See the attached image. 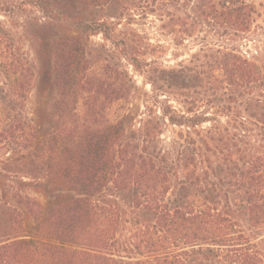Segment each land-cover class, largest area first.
<instances>
[{"label":"trees","instance_id":"trees-1","mask_svg":"<svg viewBox=\"0 0 264 264\" xmlns=\"http://www.w3.org/2000/svg\"><path fill=\"white\" fill-rule=\"evenodd\" d=\"M33 2L74 21L47 40L55 95L34 117L25 104L35 68L0 28V141L10 152L1 170L34 194L0 199V264H264V46L239 45L254 31L255 4ZM148 16L176 45L215 38L165 67L127 32ZM99 34L152 87L139 120L134 82L105 45L94 49ZM160 95L189 98L190 108ZM205 103L212 112L197 114Z\"/></svg>","mask_w":264,"mask_h":264},{"label":"rangeland","instance_id":"rangeland-1","mask_svg":"<svg viewBox=\"0 0 264 264\" xmlns=\"http://www.w3.org/2000/svg\"><path fill=\"white\" fill-rule=\"evenodd\" d=\"M34 0H0V28L9 32L16 40L17 44L25 52L27 57L31 60L35 71L36 79L28 95L25 109L30 116L41 115L45 111L48 101L55 95L51 83V63L49 52L47 49L48 41L53 36V31L59 30L60 26H69L74 21L73 13H70L69 19L61 24L64 17L56 11V8L51 9L50 12L44 13L34 2ZM257 8V20L253 26V33L248 39H244L239 45H242V50L253 51L255 44L256 48L263 50L264 42V0H250ZM73 15V16H72ZM128 27L129 34H139L141 36L140 43L144 45V52H147L145 57L149 60H154L165 67L174 66L177 62L186 60L194 53L201 45V42H211L215 36L210 33L205 39L206 34L202 33L198 39L186 40L181 45H176L173 37L166 31L160 28L159 21L153 17L147 18L136 17ZM120 30L125 29L120 27ZM204 38V39H203ZM217 38V37H216ZM91 41L95 43L97 51H102L101 45L108 48V58L112 57V62L120 69L126 71L128 76L132 79L135 86V95L132 102V110L136 120L145 115L144 105L146 104L147 96L153 94L151 85L148 83L146 77L140 72L136 71L119 53V48H116L102 39V36H91ZM48 40V41H47ZM110 51V52H109ZM5 78L0 71V86H5ZM162 94V93H161ZM147 95V96H146ZM160 100H164L179 111H186L190 108V99H177L172 95H160ZM150 101L149 99L147 102ZM192 108V107H191ZM197 114L212 112V108L208 104H204L195 108ZM158 114V110L156 112ZM221 123H225V118H221ZM209 122L203 123V127L209 126ZM171 128L167 126L164 129L162 139L164 142H169L172 137ZM0 199L13 202V194L17 190H22L34 196L32 189L33 185L27 186L24 182L29 181L26 178H19L15 175L1 170V161L8 156V147L3 140L0 141ZM43 203L44 199L39 198ZM26 234H31L34 224L27 223Z\"/></svg>","mask_w":264,"mask_h":264}]
</instances>
